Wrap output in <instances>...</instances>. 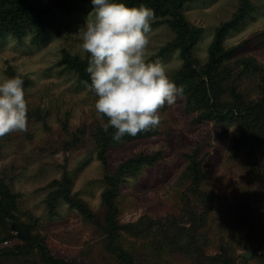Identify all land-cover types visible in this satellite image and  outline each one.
Returning a JSON list of instances; mask_svg holds the SVG:
<instances>
[{"label": "rangeland", "instance_id": "1", "mask_svg": "<svg viewBox=\"0 0 264 264\" xmlns=\"http://www.w3.org/2000/svg\"><path fill=\"white\" fill-rule=\"evenodd\" d=\"M42 1L52 4V0ZM251 1L252 12L228 32L224 45L242 44L241 54L264 64V0ZM240 4V0L186 4L188 20L203 28L194 47L200 65L207 62L217 27L230 20ZM91 6L41 42L33 41L31 31L22 39L12 35L0 39V76L12 77L14 72L30 79L25 87L27 129L0 137V182L17 195L12 222L0 219V249L25 246L13 228L19 223L31 226L28 233L39 241L37 247L43 245L47 253L71 264H125L107 231L104 177L131 157L162 151L164 157L129 177L117 197L119 222L134 223L139 229L137 234L123 230L119 238L133 262L223 264L230 259L233 264H264V144L253 140L246 146L239 144L235 124L197 123L195 115L185 110L186 96L180 87L175 103L159 109V124L146 129L148 136L121 139L106 151V162L100 158L98 131L107 119L97 113L89 86L60 64L65 54L86 58L73 34L84 24ZM155 20L147 37L148 60L176 37L167 23ZM183 62L179 51L160 61L171 81ZM237 71V90L259 99L260 77L236 78ZM196 149L205 173L199 190L182 177L189 164L187 153ZM65 174L72 178V192L87 202L96 220L89 222L63 200L57 213L50 214L51 183ZM172 239L176 246L171 245ZM248 243L250 259L243 256ZM0 264L44 263L34 246L24 255L0 254Z\"/></svg>", "mask_w": 264, "mask_h": 264}, {"label": "trees", "instance_id": "2", "mask_svg": "<svg viewBox=\"0 0 264 264\" xmlns=\"http://www.w3.org/2000/svg\"><path fill=\"white\" fill-rule=\"evenodd\" d=\"M190 1L192 0H123L130 7L146 5L154 11L155 23H167L175 32V39L162 47L149 61H161L174 51L180 52L184 62L173 82L186 96V112L194 114L197 123L214 121L235 124L239 144L242 143L246 146L253 140L261 146L264 144V64L252 56L241 54L239 50L243 46L242 44L231 48H226L224 45L228 32L237 27L252 12L253 3L251 0H240L241 4L233 17L217 27L209 47L207 62L200 65L194 55V47L203 33V28L193 25L186 16L185 6ZM91 5V0H52L50 5H45L42 0H0V39L7 35L22 39L31 31L33 41L41 42L68 26L73 17L86 12L92 7ZM60 64H64L67 69L75 72L79 80L89 86L90 77L86 72L88 54L86 58L65 54ZM235 71L238 73L236 78L250 77V75L260 77L261 95L259 99L247 98L237 90ZM11 76H19L24 81V88L30 83V79L23 75L12 72ZM155 130L152 128V132ZM115 131L111 127L108 132H105L102 127L98 131L99 156L104 162H106V151L118 142L113 139ZM148 134H150L149 131L143 130L135 137L148 136ZM128 137L132 136L125 135L121 139ZM198 151L199 149H196L192 153H187L189 164L182 176L192 182L191 188L194 190H199L205 176ZM163 157L162 151L140 153L127 159L115 171L106 173L104 177L105 189L102 200L106 206L107 231L113 238L117 253H122L120 256L125 264L136 263L133 262L132 256L123 250L122 242L119 240L121 231L137 234L139 229L135 228L134 223L119 222L120 208L117 204V197L122 184L129 177H134L144 168L155 165ZM51 187L52 190L47 198L51 215L57 213V204L63 200L89 222L96 220L94 212L87 202L72 192L70 175L65 174L62 180H54ZM201 196H206L203 191ZM16 199V193L8 184L1 181L0 219L8 223L12 222L14 210L17 209ZM26 227L30 230L31 226ZM22 239L25 246L5 247L0 249V254L18 256L22 253L24 255V252L35 246L42 253L44 264H71L65 259L56 258L47 253L46 247L43 245L37 247L36 244H39V241L32 234L29 233L27 238ZM171 245L176 246L175 239H172ZM223 264L233 263L230 259H224Z\"/></svg>", "mask_w": 264, "mask_h": 264}, {"label": "clouds", "instance_id": "3", "mask_svg": "<svg viewBox=\"0 0 264 264\" xmlns=\"http://www.w3.org/2000/svg\"><path fill=\"white\" fill-rule=\"evenodd\" d=\"M92 11L75 35L88 54L86 72L94 107L105 132L113 139L159 124L158 111L176 101L178 88L160 61L146 58L148 34L155 18L144 4L130 7L123 0H91ZM28 103L19 76H0V136L27 129Z\"/></svg>", "mask_w": 264, "mask_h": 264}, {"label": "water", "instance_id": "4", "mask_svg": "<svg viewBox=\"0 0 264 264\" xmlns=\"http://www.w3.org/2000/svg\"><path fill=\"white\" fill-rule=\"evenodd\" d=\"M13 228L15 231L18 232V234L20 235V237L22 238H27L28 237V228L22 224H19V223H14L13 224ZM248 254H246V256H248L251 251H250V244L248 245Z\"/></svg>", "mask_w": 264, "mask_h": 264}, {"label": "flooded vegetation", "instance_id": "5", "mask_svg": "<svg viewBox=\"0 0 264 264\" xmlns=\"http://www.w3.org/2000/svg\"><path fill=\"white\" fill-rule=\"evenodd\" d=\"M250 243H248V245H249ZM248 245L246 246V249H245V251H244V253H243V256H244V258H246V259H250L251 258V256H252V252L248 255V256H246V254H248ZM250 246H251V244H250ZM251 248V247H250ZM251 251V250H250Z\"/></svg>", "mask_w": 264, "mask_h": 264}]
</instances>
